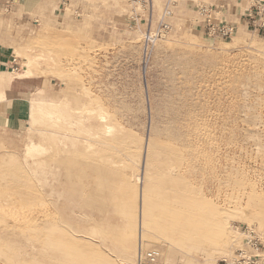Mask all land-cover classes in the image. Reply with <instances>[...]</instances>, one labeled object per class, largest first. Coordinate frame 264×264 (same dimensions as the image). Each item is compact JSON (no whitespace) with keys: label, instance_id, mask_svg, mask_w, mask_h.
Masks as SVG:
<instances>
[{"label":"rangeland","instance_id":"1","mask_svg":"<svg viewBox=\"0 0 264 264\" xmlns=\"http://www.w3.org/2000/svg\"><path fill=\"white\" fill-rule=\"evenodd\" d=\"M247 2L0 0L10 76L31 60L25 78L43 82L33 95L0 97V264H233L249 240L264 264V56L252 45H264V34L238 20ZM200 5L235 17L237 32L202 31ZM162 22L169 30L147 44ZM36 100L73 109L62 133L71 125L92 142L129 138L136 160L110 162L106 151L111 169L99 181L82 164L100 150L63 152ZM171 147L179 149V205L171 215L149 209L142 229V190L149 200L172 194L147 171L148 152ZM66 158L75 168L64 179Z\"/></svg>","mask_w":264,"mask_h":264},{"label":"bare ground","instance_id":"2","mask_svg":"<svg viewBox=\"0 0 264 264\" xmlns=\"http://www.w3.org/2000/svg\"><path fill=\"white\" fill-rule=\"evenodd\" d=\"M253 3H254V0H252V4H251L250 8L252 7ZM250 8H248V10ZM244 22H245L246 26H248V24L245 20V16H244ZM232 24H234V23H232ZM237 29H238V26H237ZM258 34L260 35L262 33H258ZM252 45L256 51H258L261 55L264 56V45H258L257 43H253ZM18 52L20 53V51H18ZM19 53H18V55H19ZM31 62H32L31 60L26 62V66L24 67L23 73L19 74L16 77L31 76L32 71H33ZM10 75L11 74L4 75V76L0 77V86L10 84V82L12 80V77ZM9 94H11L13 96L22 95V94H14L11 92H9ZM2 95L5 96V91L0 89V97H2ZM32 105H35L33 107H40V106L41 107L42 106L48 107V109L46 111H44V113L52 116V119L50 120L51 121V123H50L51 127L54 128L55 130H57L56 132H53L52 134H54V136L57 140L56 143H58V145H60V143H64V147H62L63 152H69L70 146L72 148H77V149L81 148V150H84V151L88 148L89 149L90 148H97L100 150V152H97L99 154L98 157H91V155H93V152L88 151L87 154L89 156H86V157H91L93 159L87 160L84 162V164H82V165H84L85 169H88L90 172H93V174L95 173V174L99 175V179H98L99 181H101L104 177V174L107 173L108 171H110V169H111V166L107 167L104 164L102 165L103 159L105 156L104 153L106 151H109L110 153H112L111 156L110 155L107 156V159L110 160V162H112V160L114 158H118V157L119 158L122 157L123 159L127 158L129 160L128 164H130L131 162H134L136 160L135 152L133 151L132 147L128 143L129 138L127 139V141L125 140L122 143L121 142H112V143L106 142L105 139H103V138L101 140L95 139V141L92 142V139H88L87 137H84V136H82L83 138L79 137L78 131L71 128V125H65L64 128H66V130L63 133L60 132V129L64 125L63 124L64 121H66L68 118H70L71 115L73 114V109L70 107L67 108V106H69L68 103H65L64 101H61V100L60 101H43V100L38 101V100H36V101H33L31 106ZM31 111L33 112V109H31ZM81 122L82 121H79L80 125H81ZM81 139H84V140H81ZM68 142L71 144H69ZM131 145H132V143H131ZM155 147H157V146L155 145ZM155 147H154V149H155ZM150 148L151 147L149 146L148 149H150ZM77 149H74V150H77ZM137 151H139V150H137ZM178 151H179L178 148L171 147V152H168L167 154L156 153V155L153 157L151 156V151L149 150V152H148L146 162L144 164L145 167H147V171H151L153 173V177L156 178L154 180L155 181L158 180L159 181L158 183H160L161 185L165 184V183H168V185L170 184L172 186V190L171 189H169V190H170V193L172 192V194L169 197L159 198L158 200H155V199L149 200L146 197L147 187H145L142 190L141 227H142V225L143 226L146 225L149 221V219L147 218L149 209L154 210V209L160 208L164 215L165 214L171 215L174 213V210H173L174 206L179 205L178 203L180 200V184L181 183L179 181V179H180V174H179L180 173V163L177 164V162H178V160H177L178 153L177 152ZM69 153H71V152H69ZM62 163H63L62 165L58 166V170H59L60 174L62 175V177L64 179H66L67 177L70 178L69 175H70L71 171L73 170V168H75V165L73 164L71 159H67V158L63 159ZM113 164L115 165L116 163L114 162ZM113 164L110 163L109 165H113ZM87 179L88 180L93 179V175L92 176L88 175ZM133 179H135V178H133ZM136 179L139 181L140 175L137 174ZM120 211L123 214V218L126 219L127 223L128 224L132 223V215L130 214L128 208L124 207V205H123L122 207H120ZM167 212H168V214H167ZM143 228L144 227H142V229ZM131 232L133 233V231H131ZM130 235H131V233H130ZM130 235L126 234L127 237L124 236L127 239V241L125 242V245H124V249H125L126 253H131V251L134 249L133 244L129 241L130 237H133V235L132 236H130ZM262 256H260L261 259L263 258ZM149 257L154 258L152 253L149 255Z\"/></svg>","mask_w":264,"mask_h":264},{"label":"built area","instance_id":"3","mask_svg":"<svg viewBox=\"0 0 264 264\" xmlns=\"http://www.w3.org/2000/svg\"><path fill=\"white\" fill-rule=\"evenodd\" d=\"M138 3L150 4L153 8V0H134ZM167 5L175 4L178 0H166ZM197 14L202 18V21H198V28H201L202 31L212 35L219 36L223 39L230 38L235 32H237V26L235 24L229 23L226 20L221 18H216L217 11L213 6H198ZM245 20L248 26L257 33L264 34V0H254L252 7L246 11ZM169 26L162 22L159 29L154 34L149 33L145 40L148 43L155 41L160 34L167 32ZM247 245L252 246V249L243 250L239 256L240 260H237L233 264H257L256 258L260 255H256L259 251V247L253 240H249ZM254 259V260H253Z\"/></svg>","mask_w":264,"mask_h":264},{"label":"crops","instance_id":"4","mask_svg":"<svg viewBox=\"0 0 264 264\" xmlns=\"http://www.w3.org/2000/svg\"><path fill=\"white\" fill-rule=\"evenodd\" d=\"M225 1H230V0H216V2L222 4ZM244 2H249L248 7L245 8L243 11L240 10L239 14H238V20L245 24L244 22V16L246 14V11L248 10V8H250L251 6V2L252 0H242ZM247 2V3H248ZM221 10H223V6L220 7ZM230 22L233 23H237V19L229 18ZM238 24V23H237ZM246 25V24H245ZM13 62L11 60V57L9 56L8 51L6 50V48H4L2 45H0V77L4 76V75H8V74H13L14 71H10L11 68H13ZM42 80L40 77H29V78H25V77H13L10 84H6L4 86H0V89L5 91V95H11L9 94V92L14 93V94H22V95H33L34 93H36L38 90H41L43 88V84H42ZM13 96V95H11ZM21 100V98H17V99H13L12 100V104H14L15 102ZM18 104H15V106H18ZM12 107L15 109L14 105H12ZM17 110V109H16Z\"/></svg>","mask_w":264,"mask_h":264}]
</instances>
